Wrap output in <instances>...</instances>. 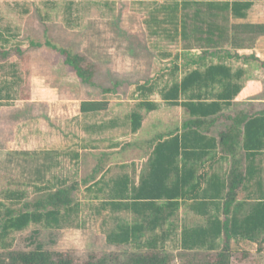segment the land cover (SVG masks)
<instances>
[{
	"label": "trees",
	"instance_id": "obj_1",
	"mask_svg": "<svg viewBox=\"0 0 264 264\" xmlns=\"http://www.w3.org/2000/svg\"><path fill=\"white\" fill-rule=\"evenodd\" d=\"M151 1L154 7L144 19L149 34L171 42L181 40L185 50H202V62H195L196 68L161 90L163 100L178 103L182 94L197 89L185 103L192 118L181 129L158 134L150 140L151 152L137 178L125 174L111 180L107 198L97 208L98 214L109 211L135 215L134 222L120 224L107 236V241L116 247L136 245L138 250L124 256L116 251H92L81 256L73 251L48 250L40 243L29 250L11 248L8 242L11 234L32 223L56 229L73 225L81 204L76 198L78 182L36 187L37 195L32 198L27 184L18 182V187L13 188L10 180L0 192V264H174L179 254L168 251L165 244L170 238L169 221L184 204L197 216L206 218V223L185 224L179 249L192 253L204 248L207 252L203 259L189 258L190 262L184 264H232L233 241L257 243L264 233V102L234 103L243 89L242 71H234L226 62L227 58H239L238 51L254 48L257 40L264 37V22L249 19L252 6L259 0ZM69 4L75 7L74 13H68V26L76 27L79 6ZM22 11L29 13L27 8ZM49 26L62 28L57 24L44 25V35H48ZM18 38H22V33L0 25L1 59L16 55L10 43ZM44 40L31 41V46L45 44L55 50L64 58V64L74 70L83 87L101 89L103 95L119 94L120 80H114L111 86L98 82L100 64L77 52L73 43L62 40L66 45L58 46L49 37ZM14 50L23 59L22 49L17 46ZM207 57L219 60L207 62ZM11 72L12 79L0 86V111L11 106L17 96L30 97L31 81L23 80L14 65ZM14 93L18 94L15 98ZM225 104L233 106L231 112L223 110ZM109 107L110 100L105 97L82 100L84 129L95 132L118 129L121 116L118 122L114 117L98 121V125L90 124L92 117ZM141 119V113L131 114L133 133L141 128ZM220 119L223 120L218 127L211 129ZM78 154L75 150L73 157L78 158ZM225 161L228 170L222 175L217 172V165ZM99 184L100 181L93 182L86 189L90 192ZM100 192H105L104 187L97 189L95 199ZM213 208L220 215L214 214ZM251 253L245 251L241 258L247 259Z\"/></svg>",
	"mask_w": 264,
	"mask_h": 264
},
{
	"label": "rangeland",
	"instance_id": "obj_2",
	"mask_svg": "<svg viewBox=\"0 0 264 264\" xmlns=\"http://www.w3.org/2000/svg\"><path fill=\"white\" fill-rule=\"evenodd\" d=\"M70 2L79 6L76 27L68 26V13H74L75 7H70ZM68 7L72 9L68 11ZM92 7L96 8L95 12ZM25 8L29 10L28 14L23 13ZM145 11H140L137 5L134 6L132 0H0V25L10 26L12 30L22 33V38L10 43L16 55L5 61L0 58V86L5 80L12 79L11 68L14 65L23 80L30 83L33 76L45 78L49 85H60L62 94L66 97L79 94L82 99L108 98L111 106L109 110L92 117L90 124L98 125V121L121 116V120L118 119V129H100L97 132L86 128L83 130L82 124L74 119L63 120L61 124L57 122L50 125L49 131L52 133L41 139L36 131L43 124L46 110L45 106L37 105L36 110L32 108L30 115L28 113L31 117L24 128L23 142L11 146L12 151L17 153L15 158H9L1 151L9 148L6 142L0 141V192L7 187L10 180L13 188L18 187L19 183L27 184L32 198L37 195L36 187H60L74 182L80 184L76 198L81 206L79 213L73 217V225L56 229L32 223L25 230L11 234L8 238L11 248L29 250L36 243H40L48 250L73 251L81 256L92 251H116L124 256L130 251L138 250L136 245L116 247L107 241V236L117 230L120 224L134 222L135 215L131 212L109 211L98 214L97 208L107 198L111 180L125 174L133 179L137 178L151 152L150 140L156 139L158 134L181 129L185 119L190 116V110L185 103L197 89L182 94L178 103L163 100L161 90L171 85L173 80H181L188 71L196 68L195 62H202V50H185L179 40L171 42L151 36L143 26V20L148 16L147 10ZM249 19L264 22V0L254 3ZM54 24L61 25L63 29L49 26L51 29L47 32L48 35H44V25ZM46 37L53 39L58 46L66 45L64 41L68 40L73 43L77 52L84 53L99 63L98 82L111 86L114 80H120L119 94L103 95L101 89L83 87L74 70L64 64V58L55 50L45 44L31 46V41L43 42ZM17 46L24 53L23 59L14 50ZM238 52L241 55L239 58H221H227L226 62L234 71H242L243 89L235 99L241 102L264 99V37L257 40L254 48ZM218 60V57L206 59L207 62ZM14 101L12 104H15ZM147 103L154 104L155 107L148 108L145 105ZM230 109L231 105H223L224 111ZM11 110L16 109H3L5 118L9 119L15 114ZM133 112H139L142 116V126L134 133L131 131ZM214 134L210 133L212 136ZM20 145L23 147L20 148ZM54 150H57V155L49 157ZM75 150L79 151L78 158L73 157ZM19 151L24 154H19ZM80 151L83 153L82 158ZM262 158L264 159V155ZM40 164L44 167H39ZM41 170L45 172L42 173ZM227 170L228 162L217 165V172L222 175ZM92 175L91 179L84 182L85 178ZM96 181H100V184L95 185L92 191H87L86 188ZM99 187H104L105 192L97 194L95 199L94 195ZM212 211L220 215L215 208ZM200 223L205 224L206 218L197 216L186 204L171 217L170 238L165 247L168 251L179 254L174 264H184L193 257H205L207 252L204 248L192 253L179 249L184 225L195 226ZM263 238L264 233L257 243L233 241L232 264H264ZM245 251L252 252L251 256L242 259L241 254Z\"/></svg>",
	"mask_w": 264,
	"mask_h": 264
},
{
	"label": "crops",
	"instance_id": "obj_3",
	"mask_svg": "<svg viewBox=\"0 0 264 264\" xmlns=\"http://www.w3.org/2000/svg\"><path fill=\"white\" fill-rule=\"evenodd\" d=\"M134 3V6L137 5L139 6L140 11H145L147 10V14L149 13L150 10L154 7L152 4L151 0H146L144 3H142L141 0H132ZM218 2L219 0H214ZM227 1V0H226ZM225 1V2H226ZM96 8L92 7V10L95 12ZM91 10V11H92ZM92 11V12H93ZM146 12V11H145ZM99 25H101L100 22ZM143 26L146 28V24L143 20ZM179 43L181 45L183 42L180 40ZM240 54V53H239ZM79 80V79H78ZM78 94V93H77ZM40 97V99H39ZM84 100L80 97V95H75L74 97H66L65 95L62 94L60 85H49L47 84L45 78L41 77H36L33 76L31 78V87H30V97L29 99H21L18 98L14 102L15 104H12L11 106H5L2 107L0 111V141H4L7 143L9 150H1L2 152H5L9 158H15L16 152H13L12 149L13 147L12 144L15 145V143L19 144V142H23V135H24V128L27 122H29V118L31 116H28V113L30 115V112L33 108V110H36L37 105L39 106H45L46 114L44 115L43 119V124L41 125V128H38L36 133H39V136L41 139L47 138L52 132L49 131V126L53 125L57 122L60 124L63 123L61 121L63 120H73L74 118L76 119L77 123H81V128L84 130V124L82 122V114L80 112V104L81 101ZM248 102V101H246ZM249 102H264V99L260 100H249ZM235 104H241L243 102L239 100H234ZM234 105V104H233ZM11 108V109H16V110H11V112H14L15 114H12L9 119L8 117H4L2 114V111L4 108ZM111 107V106H110ZM109 107V108H110ZM233 109V106L231 105V109L228 111H225L226 113L231 112ZM109 110V109H108ZM16 111V112H15ZM190 116L185 119L183 124L191 119L192 115L191 112L189 111ZM27 114V115H26ZM32 115V113H31ZM42 119V117H39ZM78 118V120H77ZM117 122H118V116H116ZM223 119H220L217 124L215 123L213 129L217 128L218 125L222 122ZM65 123V121H64ZM182 124V125H183ZM216 126V127H215ZM54 127V126H52ZM32 130V129H31ZM53 136V135H51ZM5 143V144H6ZM20 148L23 146L20 145ZM7 152V153H6ZM57 150L52 151V154H49V157H53L54 155H57ZM81 153V158L83 157L82 151ZM2 154V153H1ZM19 154H24V152L19 151ZM43 155L47 156L48 154L42 153ZM83 162V161H82ZM226 163V161H225ZM229 165V164H228ZM39 167H44L42 164L39 165ZM40 171V170H38ZM42 173H44V170H41Z\"/></svg>",
	"mask_w": 264,
	"mask_h": 264
}]
</instances>
